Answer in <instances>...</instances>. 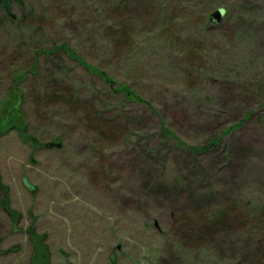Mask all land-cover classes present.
<instances>
[{
	"label": "rangeland",
	"instance_id": "rangeland-1",
	"mask_svg": "<svg viewBox=\"0 0 264 264\" xmlns=\"http://www.w3.org/2000/svg\"><path fill=\"white\" fill-rule=\"evenodd\" d=\"M109 1L26 0L44 20L36 37L0 23V121L11 126L0 134V264H264V224L221 233L199 255L188 233L182 243L173 238L180 217L264 199V123L256 118L264 113V0H142L153 13L140 43L129 61L108 68L140 96L138 107L127 105L138 121L127 142L100 147L73 110L57 105L37 115L31 94L25 121L41 145L12 129L19 116L24 123L14 110L24 81L13 76L35 46L68 44L107 67ZM220 9L222 20L207 23ZM189 41L204 47V78L186 73ZM7 48L11 64L2 59ZM50 62L64 65L66 86L98 82L75 63ZM147 97L161 114L143 104ZM250 110L254 118L208 145ZM58 138L63 146L47 145Z\"/></svg>",
	"mask_w": 264,
	"mask_h": 264
},
{
	"label": "trees",
	"instance_id": "trees-1",
	"mask_svg": "<svg viewBox=\"0 0 264 264\" xmlns=\"http://www.w3.org/2000/svg\"><path fill=\"white\" fill-rule=\"evenodd\" d=\"M109 2L110 4L104 6V13L110 14L109 18L111 21L110 32L107 36L110 43L107 67L89 63L88 59L84 58L79 51L73 50L68 44H62L51 50L35 46L31 50L28 66L25 68L22 66L16 67L18 70H15L13 79L15 81L23 79L24 82L16 83L21 86V89L16 90L20 93L15 91L18 100L14 103V110L16 115L18 112L23 116L24 123L21 121V116H19V124H15L12 129H17L25 140L34 143L35 146L41 145V141L30 134V127L25 121L24 107L29 94L32 96L37 115L42 114L43 109L57 105L73 110L74 114L76 113L75 116H78V119L82 121L86 131L92 134L93 142L100 147L109 141L127 142V139L130 138V123L136 125L138 121L131 119L135 115L127 109L133 105L138 107L137 102L140 96L132 90L128 83L119 81L109 69L131 59L133 48L140 43L138 31L145 27L146 19L150 18L153 11L148 10L146 12L142 0H110ZM131 4H134V8H130ZM40 12V10L36 9L30 10L26 0H0V23L5 27H13L15 30L21 31L20 33H26L29 38L39 36L38 31L42 30L44 20L38 17ZM221 20L222 18L219 19L215 14H212L208 16L207 23L216 25ZM25 24L34 29L32 31L25 29ZM21 27L24 29L20 30ZM160 36L161 29L158 33L159 40H161ZM165 39L168 40V37L165 36ZM184 45L188 54L186 73L189 78L194 80L195 77L198 79L206 77L207 64L205 56H202L203 45L200 46L193 41H189ZM4 51L1 54L2 59L4 58L6 63L9 62L11 64L12 61L10 60H12L13 53L11 54L9 48ZM52 56L64 64L75 63L77 67H80L86 73L88 72L91 77L95 76L94 79L98 80V82H91L87 89L66 86L62 81L65 73L64 65L49 63ZM13 66L15 67L16 63ZM22 84L25 85L24 88ZM31 85L33 86V92H31ZM12 90L14 91V89ZM110 101H112V104L109 106ZM143 104L150 106L154 113L161 114V105H153L154 101L152 99L147 97ZM260 108L264 110V102L261 103ZM254 114L250 110L233 126L220 128V132L214 134L208 145L214 146L219 142L222 143L236 127H240L254 118ZM256 118L261 123H264V113L257 114ZM6 127L11 126H7L5 123L2 125V121H0L1 135L6 134L11 129ZM211 128V131H215L217 126ZM47 145L63 146L62 139L58 138L56 143H47ZM200 149L205 150L208 147ZM103 168L105 169L106 167ZM24 184L35 195L37 187L30 184L27 178H25ZM247 202L246 207L237 201L231 202L232 205H219L204 210L199 214H195L194 217H180L177 221L179 225L177 224L175 230L173 229V238L177 237L181 242L174 239V243H182L180 235H183L182 232H186L188 235H183V237L188 241H192L194 245V248H191L192 253L199 255L200 250L206 245L210 246L221 233L240 227L246 228L248 225L257 224L258 228L261 227V224H264V199L259 202L251 200H247ZM198 263L204 264L200 260Z\"/></svg>",
	"mask_w": 264,
	"mask_h": 264
},
{
	"label": "water",
	"instance_id": "water-1",
	"mask_svg": "<svg viewBox=\"0 0 264 264\" xmlns=\"http://www.w3.org/2000/svg\"><path fill=\"white\" fill-rule=\"evenodd\" d=\"M224 13H225V10L220 9L219 11H217V12L214 13V14H215L216 17H218V18L220 19V18L223 17Z\"/></svg>",
	"mask_w": 264,
	"mask_h": 264
}]
</instances>
